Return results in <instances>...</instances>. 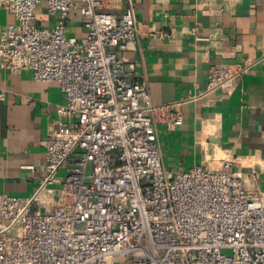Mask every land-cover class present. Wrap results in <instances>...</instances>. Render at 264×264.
Returning <instances> with one entry per match:
<instances>
[{
	"label": "built area",
	"instance_id": "2783aa9c",
	"mask_svg": "<svg viewBox=\"0 0 264 264\" xmlns=\"http://www.w3.org/2000/svg\"><path fill=\"white\" fill-rule=\"evenodd\" d=\"M41 4L50 27L38 24ZM0 8L14 17L0 30V65L57 82L66 119L47 134L36 192L0 193V264H264V165L163 167L147 84L119 56L137 36L131 5L119 16L108 0H0ZM73 12L80 37L69 31ZM249 66L212 67L194 97L231 91ZM182 121L174 109L166 124Z\"/></svg>",
	"mask_w": 264,
	"mask_h": 264
},
{
	"label": "crops",
	"instance_id": "0c3cea01",
	"mask_svg": "<svg viewBox=\"0 0 264 264\" xmlns=\"http://www.w3.org/2000/svg\"><path fill=\"white\" fill-rule=\"evenodd\" d=\"M128 5L137 36L119 56L131 78L147 84L163 167L215 169L223 159L234 160L233 170L242 172L240 163L262 167L264 0H108V10L117 16ZM13 22L0 8V30ZM53 22L41 4L38 24ZM68 27L72 35H83L76 12L68 16ZM244 61L250 66L236 76L231 91L194 97L205 90L212 67ZM64 103L57 82L0 65V193L31 197L36 192L45 173L47 134L66 122L57 113ZM174 109L183 121L170 129L166 119ZM257 185L264 190V171Z\"/></svg>",
	"mask_w": 264,
	"mask_h": 264
},
{
	"label": "rangeland",
	"instance_id": "374dc122",
	"mask_svg": "<svg viewBox=\"0 0 264 264\" xmlns=\"http://www.w3.org/2000/svg\"><path fill=\"white\" fill-rule=\"evenodd\" d=\"M78 154L72 155L70 159L64 164V166L58 171V176L63 177L66 174V168L72 165L73 161L77 158ZM225 253H228V251H224ZM130 258V257H129ZM116 264H130L129 261H117Z\"/></svg>",
	"mask_w": 264,
	"mask_h": 264
}]
</instances>
